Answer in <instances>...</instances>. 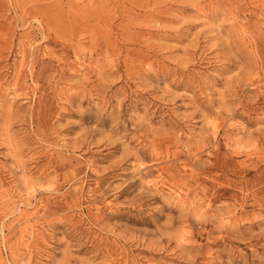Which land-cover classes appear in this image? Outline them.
Instances as JSON below:
<instances>
[{
  "label": "rangeland",
  "instance_id": "374dc122",
  "mask_svg": "<svg viewBox=\"0 0 264 264\" xmlns=\"http://www.w3.org/2000/svg\"><path fill=\"white\" fill-rule=\"evenodd\" d=\"M0 264H264V0H0Z\"/></svg>",
  "mask_w": 264,
  "mask_h": 264
},
{
  "label": "bare ground",
  "instance_id": "6f19581e",
  "mask_svg": "<svg viewBox=\"0 0 264 264\" xmlns=\"http://www.w3.org/2000/svg\"><path fill=\"white\" fill-rule=\"evenodd\" d=\"M38 2V1H37ZM43 4V3H42ZM44 4H47V3H44ZM18 96V95H17Z\"/></svg>",
  "mask_w": 264,
  "mask_h": 264
}]
</instances>
